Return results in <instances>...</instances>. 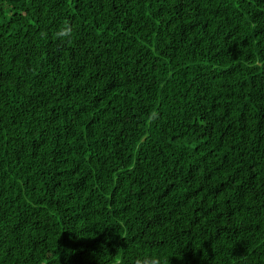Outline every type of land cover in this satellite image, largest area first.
Segmentation results:
<instances>
[{"label": "trees", "instance_id": "trees-1", "mask_svg": "<svg viewBox=\"0 0 264 264\" xmlns=\"http://www.w3.org/2000/svg\"><path fill=\"white\" fill-rule=\"evenodd\" d=\"M153 259L264 264V0H0V264Z\"/></svg>", "mask_w": 264, "mask_h": 264}, {"label": "clouds", "instance_id": "clouds-1", "mask_svg": "<svg viewBox=\"0 0 264 264\" xmlns=\"http://www.w3.org/2000/svg\"><path fill=\"white\" fill-rule=\"evenodd\" d=\"M71 29L65 26L61 31L57 33L58 37H66L70 34ZM145 264H158V262L153 259L152 261H146Z\"/></svg>", "mask_w": 264, "mask_h": 264}]
</instances>
